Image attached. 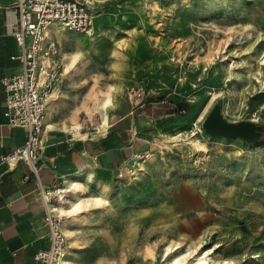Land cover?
Masks as SVG:
<instances>
[{"label": "rangeland", "instance_id": "obj_1", "mask_svg": "<svg viewBox=\"0 0 264 264\" xmlns=\"http://www.w3.org/2000/svg\"><path fill=\"white\" fill-rule=\"evenodd\" d=\"M93 6L91 34H55L63 63L54 100L59 123L66 136H86L94 147L129 111L120 126L137 124L138 134L149 135L122 150L126 161L112 179H100L95 168L85 195L103 201L60 215L69 229L70 264H164L174 244L181 247L168 259L208 251V264H264V137L248 142L202 127L218 103L227 121L251 120L264 129V0ZM103 91L116 104L102 132L96 101ZM149 102L148 110L135 111ZM182 102L184 111L154 119L161 105L169 110ZM73 125L80 127L76 136L68 132Z\"/></svg>", "mask_w": 264, "mask_h": 264}, {"label": "crops", "instance_id": "obj_2", "mask_svg": "<svg viewBox=\"0 0 264 264\" xmlns=\"http://www.w3.org/2000/svg\"><path fill=\"white\" fill-rule=\"evenodd\" d=\"M14 2L15 0H0V156L21 146L26 137L25 129L9 126L3 114L5 91L1 78L12 76L21 70L19 61L11 58L18 51L15 38L11 34L12 25L16 20V13L12 7ZM62 31L71 32L57 26H51L49 29L50 37L56 41L61 63L59 44L55 34ZM59 87L60 81L56 89ZM161 102L153 103L161 104ZM54 103L55 101L48 113L46 114V110L44 113L45 146L38 156L36 172H33L29 165L21 160L14 166L0 162V264H44L35 259L37 251L49 247L44 223L45 205L40 188L44 192L51 193L56 186L63 185L70 179L78 180L77 174L82 173L87 165L100 169V179H110L114 173L117 174L122 170L123 163L126 161L122 150L130 152L133 146L143 142L149 135L148 133L138 134L137 124L130 128L126 126L124 134L120 130L116 131L113 125L131 114L129 111L124 112L101 135L99 144L94 146L95 149L83 142L86 136L79 137L77 140L65 135L66 129L62 123H59ZM160 112H162L161 115L154 119L170 113L165 106L160 107ZM73 131L70 133L72 134ZM128 134L131 135L130 138H127ZM137 134L141 137L140 139L133 137ZM127 139L133 141L124 144Z\"/></svg>", "mask_w": 264, "mask_h": 264}, {"label": "built area", "instance_id": "obj_3", "mask_svg": "<svg viewBox=\"0 0 264 264\" xmlns=\"http://www.w3.org/2000/svg\"><path fill=\"white\" fill-rule=\"evenodd\" d=\"M93 5L94 0H15L12 5L16 20L11 34L18 51L11 58L19 61L21 70L1 78L5 91L3 114L9 126L24 128L26 137L21 146L0 156V162L14 166L21 160L36 172L38 156L45 146V109L63 75L58 47L50 37L49 29L57 26L90 34L93 29ZM140 157L145 159L148 154L141 153ZM40 192L45 205L44 223L49 247L37 251L35 259L44 264H60L67 252L61 217L48 204L51 193L41 188Z\"/></svg>", "mask_w": 264, "mask_h": 264}, {"label": "bare ground", "instance_id": "obj_4", "mask_svg": "<svg viewBox=\"0 0 264 264\" xmlns=\"http://www.w3.org/2000/svg\"><path fill=\"white\" fill-rule=\"evenodd\" d=\"M94 31V21H93V29L92 32ZM91 32V33H92ZM90 33V34H91ZM60 34H65V33H60ZM81 41V40H80ZM82 44L83 42H79ZM70 61H68L64 67L65 72L69 68ZM57 94V91L55 90L51 96V102L48 103L46 107V114L49 111L50 106L55 100V96ZM116 103L113 102L112 98V93L111 91H103L100 95V97L97 98L96 101V108H98L101 112V127L99 128L100 131H104L105 128L109 124V113L110 110L115 106ZM53 119V118H52ZM74 131L78 134L80 132V127L79 125H73L71 126L68 130ZM69 131V132H71ZM75 136V135H74ZM136 163H140L138 160H135ZM95 167L93 165H87L84 169L83 172L80 174H77L79 176V179H73L65 182L63 185H58L56 186L52 192L51 196L54 198L55 201H59L58 206H54V204L51 202V199L48 200V204L50 208L56 209L60 215H64L66 211H71V212H77L80 210L83 204L88 203V202H94L98 203L100 201H103L104 198L102 195H85V192L89 186V182H91L93 178V173H94ZM73 178V177H72ZM72 194L74 196V200L69 199V194ZM68 205V209L66 210L65 205ZM62 232L66 237L69 236V229L67 226L62 223L61 225ZM181 247L180 244H174L173 246H169L165 249L164 253V264H208V251H204L203 255H198V254H193V251H188V252H183L180 253V255L177 256H172L170 259H168V256H171L174 251L179 249ZM190 258H193L190 263L188 261ZM60 264H70V258L65 254V256L61 259ZM221 264V263H220Z\"/></svg>", "mask_w": 264, "mask_h": 264}, {"label": "water", "instance_id": "obj_5", "mask_svg": "<svg viewBox=\"0 0 264 264\" xmlns=\"http://www.w3.org/2000/svg\"><path fill=\"white\" fill-rule=\"evenodd\" d=\"M202 127L211 136L241 137L248 142L257 141L262 134V126L251 120H241L238 122L227 121L221 114L218 103H215L205 119Z\"/></svg>", "mask_w": 264, "mask_h": 264}, {"label": "trees", "instance_id": "obj_6", "mask_svg": "<svg viewBox=\"0 0 264 264\" xmlns=\"http://www.w3.org/2000/svg\"><path fill=\"white\" fill-rule=\"evenodd\" d=\"M161 99H159L158 101H160ZM151 103L153 102V101H150ZM146 103V104H144L142 107H137L136 109H135V111L137 112L139 109L142 111V110H148L149 108H150V104L151 103ZM162 106H167V105H162ZM186 107H187V104L186 103H184V102H182V103H178L177 104V106H176V108H172V109H169V112L170 113H178V112H180V111H184L185 109H186ZM133 112H134V110H132ZM161 113L162 112H160V110L159 111H157V113L155 114V117H158L159 115H161ZM124 120V119H123ZM120 124H121V122L120 121H118V122H116L113 126H115V128H116V131L118 130H120L123 134H124V128H120ZM264 137V129H262V134H261V137Z\"/></svg>", "mask_w": 264, "mask_h": 264}]
</instances>
